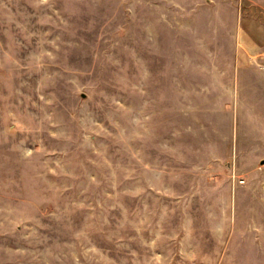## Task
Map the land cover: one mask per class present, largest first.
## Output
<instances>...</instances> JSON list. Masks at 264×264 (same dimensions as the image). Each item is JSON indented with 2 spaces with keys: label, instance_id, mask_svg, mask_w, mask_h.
<instances>
[{
  "label": "rangeland",
  "instance_id": "rangeland-1",
  "mask_svg": "<svg viewBox=\"0 0 264 264\" xmlns=\"http://www.w3.org/2000/svg\"><path fill=\"white\" fill-rule=\"evenodd\" d=\"M263 56L264 0H0V264H264Z\"/></svg>",
  "mask_w": 264,
  "mask_h": 264
},
{
  "label": "crops",
  "instance_id": "crops-1",
  "mask_svg": "<svg viewBox=\"0 0 264 264\" xmlns=\"http://www.w3.org/2000/svg\"><path fill=\"white\" fill-rule=\"evenodd\" d=\"M251 43V42H250ZM250 47H252V44L250 45ZM264 57V56H263ZM259 68L261 69V70H263L264 71V64H260L259 65Z\"/></svg>",
  "mask_w": 264,
  "mask_h": 264
}]
</instances>
